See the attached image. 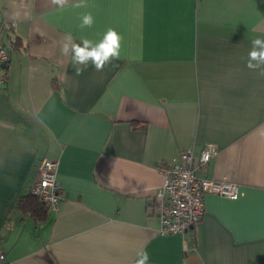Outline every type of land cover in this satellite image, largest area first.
<instances>
[{"label":"crops","instance_id":"crops-1","mask_svg":"<svg viewBox=\"0 0 264 264\" xmlns=\"http://www.w3.org/2000/svg\"><path fill=\"white\" fill-rule=\"evenodd\" d=\"M76 3L0 0L4 264H135L140 251L148 264H264V77L246 66L264 0ZM109 28L120 59L77 76L64 36L97 43ZM206 143L216 153L203 165ZM183 151L238 195L206 193L195 225L160 233L155 193ZM42 158L57 163L61 199L36 216L20 198Z\"/></svg>","mask_w":264,"mask_h":264},{"label":"built area","instance_id":"built-area-1","mask_svg":"<svg viewBox=\"0 0 264 264\" xmlns=\"http://www.w3.org/2000/svg\"><path fill=\"white\" fill-rule=\"evenodd\" d=\"M8 61L9 54L3 44L0 29V85L6 82V73L1 71V68L5 67ZM215 153V145L206 143L200 152V163L206 164ZM56 166V161L42 158L36 167V179L30 189L33 195L52 209L57 208L61 199L60 186L55 176ZM164 171V181L155 193L159 208L160 233L183 232L195 225L203 214L206 193L227 198L238 195L237 184L209 179L198 174L190 151L181 152L179 160L173 159ZM5 260V252L0 248V264H4Z\"/></svg>","mask_w":264,"mask_h":264},{"label":"clouds","instance_id":"clouds-1","mask_svg":"<svg viewBox=\"0 0 264 264\" xmlns=\"http://www.w3.org/2000/svg\"><path fill=\"white\" fill-rule=\"evenodd\" d=\"M51 3L62 10L68 5L69 0H51ZM74 6L85 7L86 0H78V3ZM93 22L92 14L87 13L83 15L80 27H91ZM122 39L123 37L113 28H109L97 43L88 39H82L81 43H75L69 33L64 36L60 50L65 57L71 55L75 73L79 76L86 70L89 62L96 71L100 72L113 60L120 59ZM137 59H140V57H137ZM246 66L252 70L260 69L259 75L264 77V39L256 38L252 41V48L248 53ZM137 257L135 264H148L150 259L147 251L138 252Z\"/></svg>","mask_w":264,"mask_h":264},{"label":"trees","instance_id":"trees-1","mask_svg":"<svg viewBox=\"0 0 264 264\" xmlns=\"http://www.w3.org/2000/svg\"><path fill=\"white\" fill-rule=\"evenodd\" d=\"M21 202H27L29 205V202L31 205L35 206L33 215L39 213L42 214V210L44 211L48 206L42 202L37 196L33 195L31 192H29L27 195L20 198ZM25 206L23 208L27 207L28 205L24 203ZM37 216V215H36Z\"/></svg>","mask_w":264,"mask_h":264}]
</instances>
